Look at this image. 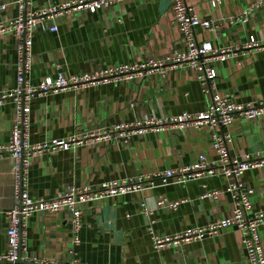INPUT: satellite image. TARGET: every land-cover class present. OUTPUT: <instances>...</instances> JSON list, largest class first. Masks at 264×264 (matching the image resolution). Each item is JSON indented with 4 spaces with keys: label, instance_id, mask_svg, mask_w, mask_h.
I'll return each mask as SVG.
<instances>
[{
    "label": "crops",
    "instance_id": "crops-1",
    "mask_svg": "<svg viewBox=\"0 0 264 264\" xmlns=\"http://www.w3.org/2000/svg\"><path fill=\"white\" fill-rule=\"evenodd\" d=\"M68 0H30L28 9H40ZM200 19H209L212 30L198 27L199 41L209 40L214 48L241 44L250 36L264 38V0L248 15L235 21L257 0H185ZM0 23L18 14L16 0H0ZM55 32L36 31L32 37L31 66L27 78L38 83L46 76L88 73L117 64L161 59L184 52L181 31L175 24L170 0H125L89 13L74 12L56 19ZM17 41L0 34V93L15 86ZM218 94L236 103L264 99V50H247L231 59L215 62ZM208 106L198 72L187 65L168 69L165 77L154 73L119 83L66 89L30 101L28 140H67L110 125L133 122L147 116L197 113ZM13 106H0V144L7 143ZM232 135L227 144L231 157L264 152V117H237L227 127ZM219 132V129H218ZM87 141L69 149H56L32 158L27 172V190L34 198L51 197L69 186L98 187L104 181L121 180L139 174L151 177L167 168L189 165L204 154L215 161L212 132L207 127L169 128L120 138ZM9 156L0 157V252L7 247L6 212L13 207L14 177ZM243 182L254 190L252 211L264 210V167L248 170ZM229 177H203L185 183L155 180L152 188L86 203L79 216L78 242L74 243L70 214L35 212L27 219L25 255L45 261L81 264H244L241 233L228 228L205 235L178 247L155 250L148 227L160 234H174L187 228L231 215L234 207L226 192ZM218 191L215 200L204 198ZM183 200L175 209L157 205ZM151 211L146 216L142 205ZM264 251V224L260 226Z\"/></svg>",
    "mask_w": 264,
    "mask_h": 264
},
{
    "label": "built area",
    "instance_id": "built-area-1",
    "mask_svg": "<svg viewBox=\"0 0 264 264\" xmlns=\"http://www.w3.org/2000/svg\"><path fill=\"white\" fill-rule=\"evenodd\" d=\"M125 0H68L58 4H50L40 9H28L30 0H16L18 14L16 17L0 23V34H10L17 41V63L15 86L0 93V106L10 102L13 106L11 131L7 143L0 144V157L9 156L14 177L13 207L6 212L7 247L0 252V264H81L72 261H45L37 257L25 255L24 232L28 217L35 212L52 213L65 209L70 214L71 230L74 243L78 242L77 232L80 228L79 216L86 203L119 195L140 192L155 185V180L165 185L169 182L185 183L210 176L230 178L226 192L230 195L234 207L231 215L218 220L209 221L204 226L187 228L181 232L167 235L156 233L148 227L152 247L160 250L165 247H178L183 243L200 240L205 235L228 228L237 229L241 233V243L245 251L244 264H264V251L260 226L264 224V210L252 211L251 205L254 190L242 180L245 173L253 168L264 167V152L244 157H231L227 144L232 135L227 127L236 119H256L264 117V99L251 103H236L228 95H220L215 88L217 69L215 62L225 61L237 53L247 50H264V38L250 36L247 41L230 46L214 48L209 40L199 41L195 31L198 27L212 30L215 25L209 19H200L192 12L185 0H170L175 24L181 31L182 41L186 45L184 52H176L173 56L161 59H146L133 63L117 64L88 73H77L69 76L57 73L55 77L46 76L38 83H31L27 78L31 66L32 37L36 31L55 32L58 29L56 19L74 12L86 10L95 13L107 7L120 4ZM222 0H211L216 7ZM262 0L255 1L235 19L244 23L249 13L260 6ZM4 5H0V10ZM198 72L202 91L208 98V106L197 113L184 112L173 116H147L133 122H121L110 125L104 130H92L83 135H76L67 140L51 139L32 144L28 140L30 101L34 97H42L66 89H78L108 83L145 79L151 74L165 77L168 69L182 66ZM207 127L212 132V149L217 153L215 161H208L204 154L185 166L167 168L155 172L154 175L139 174L121 180L104 181L98 187L83 185L69 186L51 197L34 198L29 195L27 172L32 158L39 154L50 153L56 149H69L87 141L98 142L115 138L127 143L132 136L147 132H162L169 128ZM219 129V132H218ZM218 191L205 192L202 197L215 200ZM183 200L165 203L158 200L157 205L175 209ZM142 212L148 216L151 211L145 204Z\"/></svg>",
    "mask_w": 264,
    "mask_h": 264
}]
</instances>
